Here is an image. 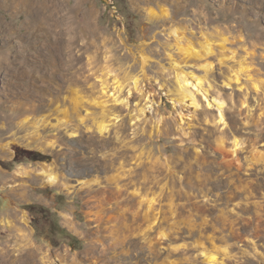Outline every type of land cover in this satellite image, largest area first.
<instances>
[{"label": "rangeland", "instance_id": "374dc122", "mask_svg": "<svg viewBox=\"0 0 264 264\" xmlns=\"http://www.w3.org/2000/svg\"><path fill=\"white\" fill-rule=\"evenodd\" d=\"M45 1L0 0V264H264V0Z\"/></svg>", "mask_w": 264, "mask_h": 264}, {"label": "bare ground", "instance_id": "6f19581e", "mask_svg": "<svg viewBox=\"0 0 264 264\" xmlns=\"http://www.w3.org/2000/svg\"><path fill=\"white\" fill-rule=\"evenodd\" d=\"M36 1V0H35ZM47 1V0H46ZM45 1V2H46ZM63 1V0H62ZM163 1H165V0H163ZM44 2V1H43ZM59 2V1H58ZM4 3H5V7H7L8 6V1H4ZM29 4H31V3H29ZM33 4V3H32ZM34 4H35V2H34ZM51 4H52V2H51ZM47 5V4H46ZM53 5H54V3H53ZM30 6V5H29ZM36 6V5H35ZM34 6V7H35ZM62 7V6H61ZM31 8V7H30ZM39 9V8H38ZM42 9H44V8H42ZM41 9V10H42ZM53 9V8H52ZM54 9H55V7H54ZM46 10V9H45ZM33 11V10H32ZM35 11V10H34ZM31 12V11H30ZM39 12V11H38ZM43 11H41L40 13H42ZM55 12H56V10H55ZM58 12V11H57ZM72 12V11H71ZM36 13V12H35ZM39 13V14H40ZM15 14V13H14ZM67 14V13H66ZM148 14H149V16L150 17H152L153 19H156V20H161V19H167V18H169L170 17V14H169V12H168V10H166V9H162V11H158V10H156V9H154V7L153 8H150V9H148ZM31 15H32V13H31ZM60 15V14H59ZM33 16V15H32ZM50 17V16H49ZM54 17V16H53ZM64 17V16H63ZM2 18V17H1ZM41 18V17H40ZM66 18H69V16L68 17H66ZM53 19V18H52ZM59 19H61L60 17H59ZM58 19V20H59ZM57 20V21H58ZM63 20V19H62ZM65 20V19H64ZM55 21V20H54ZM68 21V20H67ZM1 22V24H3L4 22L3 21H0ZM46 22V21H45ZM66 22V21H65ZM23 23V22H22ZM47 23V22H46ZM62 24V23H61ZM67 24H68V22H67ZM4 25V24H3ZM2 25V26H3ZM24 25V24H23ZM52 25V24H51ZM54 25V24H53ZM60 25V24H59ZM64 25V24H63ZM2 26H0L1 28H2ZM9 26H10V24H9ZM44 26H46V25H44ZM25 27V26H24ZM41 27V26H40ZM50 28V27H49ZM34 30V29H33ZM50 30V29H49ZM4 32H2V33H5L6 32V30L4 29L3 30ZM45 32V31H44ZM8 33V32H7ZM28 33H30V32H28ZM47 33V32H46ZM52 33V32H51ZM170 35H171V37H173L174 38V41H175V44H174V46H175V48L177 47L181 52H183L184 54H186L188 57H193V56H202L203 54H209V53H211L212 52V36H210L209 37V35L207 36L205 33V35H203V40L199 43V45L197 44H195L193 41H192V39H190L189 37H188V35H187V33H186V29H184V27H181V26H178V25H172L171 26V28H170ZM53 34V33H52ZM66 34V33H65ZM209 34V33H208ZM38 35V34H37ZM47 35V34H46ZM57 35H59L58 33H57ZM63 35V34H62ZM38 37V36H37ZM40 37V36H39ZM54 37V36H53ZM58 37H60V36H58ZM66 37V36H65ZM57 38V37H56ZM64 39V38H63ZM67 40V39H66ZM58 41V40H57ZM69 41V40H68ZM222 41H224V43L225 42H227V38H223V40ZM26 42V41H25ZM61 42H62V40H61ZM60 42V43H61ZM64 42V41H63ZM72 42V41H71ZM59 43V42H58ZM57 43V44H58ZM59 43V44H60ZM67 43V42H66ZM19 44V43H18ZM42 44V43H41ZM43 44H45V43H43ZM23 45V44H22ZM21 45V46H22ZM52 45H54V44H52ZM69 45V44H68ZM43 47V46H42ZM48 48V47H47ZM63 48V47H62ZM42 50H43V48H42ZM44 50H45V48H44ZM61 50V49H60ZM71 51V50H70ZM179 51V52H180ZM43 52V51H42ZM56 52V51H55ZM62 52V51H61ZM66 54V53H65ZM65 54H64V56H65ZM63 55V54H62ZM144 56V55H143ZM38 57V56H37ZM49 58V57H48ZM73 58V57H72ZM39 59V58H38ZM41 60H42V58H41ZM69 60V59H68ZM243 60V59H242ZM143 61H144V64H147V62H148V58L147 57H143ZM42 62V61H41ZM176 62H174V64H172L173 65V67L172 68H174V70L177 72V74H176V76H177V83H178V91H179V93H181L182 95H183V97L184 98H186V97H188V96H190V94L188 93V88H189V86L191 85V83H190V79H191V75H190V73H185L184 71H180V69H179V67L177 66V64H175ZM6 64V63H5ZM8 64V63H7ZM239 66L237 67V68H235L234 69V74H235V76H236V78L239 80V77L242 75V74H244L247 70H249L248 68H247V66H246V63H245V61H242V62H240L239 64H238ZM8 66V65H7ZM51 68V67H50ZM208 68V67H207ZM8 69V68H7ZM10 69V68H9ZM15 70V69H14ZM209 70V69H208ZM12 71V70H11ZM14 72V71H13ZM20 72H21V70H20ZM16 73V72H15ZM233 74V75H234ZM27 75V74H26ZM48 75V74H47ZM106 75H108L109 76V71L107 72V74ZM109 78V77H108ZM107 78V79H108ZM192 78H195L196 79V82H197V86H202L203 85V78H196L195 76H192ZM241 78V77H240ZM103 79H105V77L103 78ZM236 81V80H235ZM264 81V80H263ZM135 84H137L138 83V79H135ZM258 81L256 82V86H258ZM104 84H106V83H104ZM36 85V84H35ZM107 85V84H106ZM260 85V84H259ZM106 87H102L101 88V90H104ZM256 88H258V87H256ZM190 90V89H189ZM18 91V90H17ZM71 98H72V100L74 101V103L75 104H79L80 103V101H82L81 99H82V97H80L79 96V94H78V91H73V95L71 96ZM29 121V118H26L25 120H23V123H26V122H28ZM104 121V120H103ZM103 121H101L100 123H99V129L101 130V131H103L104 132V130L105 129H107V124H106V122H103ZM29 123V122H28ZM54 140V139H53ZM51 145H54V143L52 142L51 143ZM40 174L44 177V180H45V182L48 184V185H50L51 187L52 186H63V185H66V184H64L62 181H61V179H60V174L54 169V167L53 166H51V165H44L41 169H40ZM20 175L19 176H29V173H30V171L26 168H24V167H20L19 168V172H18ZM92 182V181H91ZM94 182H99V179H96ZM67 188V187H66ZM68 189V188H67ZM206 256V258H207V261L209 262V263H213V262H215V261H217L216 260V256L215 255H210V254H206L205 255ZM8 258V257H7ZM8 260V259H7ZM23 260V259H22ZM21 260V261H22Z\"/></svg>", "mask_w": 264, "mask_h": 264}, {"label": "trees", "instance_id": "16d2710c", "mask_svg": "<svg viewBox=\"0 0 264 264\" xmlns=\"http://www.w3.org/2000/svg\"><path fill=\"white\" fill-rule=\"evenodd\" d=\"M59 229H60L61 233L64 234L67 239H72L73 241L77 240L74 236L69 234V232L66 229H64L62 227H59Z\"/></svg>", "mask_w": 264, "mask_h": 264}]
</instances>
